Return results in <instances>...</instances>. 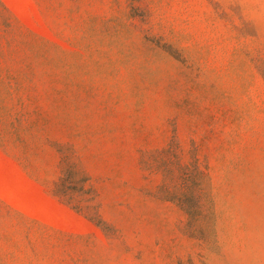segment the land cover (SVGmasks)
Returning <instances> with one entry per match:
<instances>
[{
	"label": "rangeland",
	"instance_id": "374dc122",
	"mask_svg": "<svg viewBox=\"0 0 264 264\" xmlns=\"http://www.w3.org/2000/svg\"><path fill=\"white\" fill-rule=\"evenodd\" d=\"M0 264H264V0H0Z\"/></svg>",
	"mask_w": 264,
	"mask_h": 264
}]
</instances>
